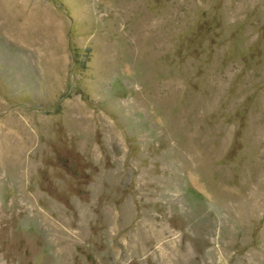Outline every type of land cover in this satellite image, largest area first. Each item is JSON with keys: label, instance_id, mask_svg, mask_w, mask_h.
<instances>
[{"label": "rangeland", "instance_id": "obj_1", "mask_svg": "<svg viewBox=\"0 0 264 264\" xmlns=\"http://www.w3.org/2000/svg\"><path fill=\"white\" fill-rule=\"evenodd\" d=\"M0 264H264V0H0Z\"/></svg>", "mask_w": 264, "mask_h": 264}]
</instances>
